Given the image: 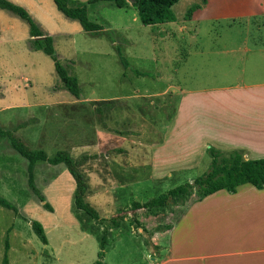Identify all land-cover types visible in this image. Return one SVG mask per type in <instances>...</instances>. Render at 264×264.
Masks as SVG:
<instances>
[{"label": "rangeland", "instance_id": "obj_1", "mask_svg": "<svg viewBox=\"0 0 264 264\" xmlns=\"http://www.w3.org/2000/svg\"><path fill=\"white\" fill-rule=\"evenodd\" d=\"M9 1L23 7L39 28L50 32L48 35L53 38L54 48L62 66L78 80L80 96L75 98L62 88L53 61L42 50L33 48L29 25L20 17L15 27V40L6 44L0 42L1 126L10 128L18 122L23 123L24 126L18 129L16 134L31 146L28 141H32L28 138L29 133L33 135L40 128L36 123L32 126L36 130L28 128L26 122L31 117L44 116L46 124H49L46 131L61 136L70 124L63 128L56 126L58 122L52 119L56 118L55 111L61 113L62 119L80 120L85 127L84 132H90V127L95 128L94 124L101 127L106 124L107 134H98L99 140L94 136L85 138L83 132L78 134L81 140L83 138L81 146L72 145L69 149L51 141L38 142L40 147L36 148L43 149L48 155H53L57 150H67L74 158L81 155L78 154L80 151H88L90 156L95 155L90 162L82 163L78 170L87 176L86 181L91 193L101 188L113 199V213L102 206L99 211L91 203L102 217L123 214L124 218L127 217L130 221L132 217H136L145 226L148 221L151 223L150 228L166 225L164 223L167 219L162 215H167L168 209L151 216V213L155 212L147 209L133 211L131 202L145 201L178 184L192 181L208 168L210 162V156L206 152L208 147L205 154L200 155L198 143L192 148V161L187 164L179 146L185 139L182 137L185 132L179 130L178 116L175 121H171L168 129L166 127L177 105V92L181 85L178 84L181 80L179 73L184 69L180 65L184 44L179 40V36H176L177 27L161 24L144 26L132 5L125 9L104 1L93 5L87 13L90 21L104 25L102 30L95 32L93 36L85 32L77 20L68 18L55 8L56 5L53 6L55 14L43 2L40 8H34L29 4L31 0H20L28 7L26 8L17 2ZM206 1L179 0L173 8L175 15L179 17L178 26L185 23L184 20L190 19ZM262 4L264 5V0ZM211 10L212 14H218L217 16H227L238 11L230 1L227 3L225 0H211L207 11ZM207 28L203 24L201 31L194 35L195 39L191 38L190 42L196 41L202 47L207 44L227 43V35L223 33L226 26L216 25L212 34H208ZM165 34L169 36L163 40ZM124 60L127 61V67L122 64ZM134 70L146 72L148 75H136ZM182 84L184 86V83ZM186 84L194 85L193 81ZM77 99L87 101L83 102V105L72 102ZM50 102L58 104L52 109V106L45 105ZM48 107L50 110H47ZM192 121L193 118L188 125ZM7 144L9 149L5 147ZM0 146L1 150L6 148L7 151H12L6 156L5 175L0 176V196L18 209L16 214L12 209L0 205V262L7 240L14 244L15 250L19 248V251H22V246H26L28 250L43 252L42 255L48 253L33 232L30 222L38 221L42 226L49 225L54 221L52 211L44 207L43 202L28 185L27 160L10 146L6 138L0 139ZM133 158L138 161L140 180L149 175L146 168L152 166L154 173L164 172L168 168L172 173L150 185L146 192L142 190V186L130 189L129 168ZM178 168L180 169L177 170ZM35 174L37 186H40L45 201L53 207L63 206L65 200L72 196L68 191L60 195L55 192L68 186V177L73 179L64 164L56 166L42 162L36 166ZM94 177L96 179H93ZM164 184L170 186L164 187ZM68 215L69 218L72 216L70 209L65 218ZM73 217L72 220L77 222L76 216ZM10 227L12 233L8 232ZM133 230L139 238L129 234L126 226L121 230L122 240L118 241V237L114 235L107 262L122 257L123 262H128L124 254L126 251H132L133 258H138L139 264H143L146 251L152 254L158 251L148 250L145 246L141 228ZM22 239L26 240V243H21L19 247ZM220 245L229 250L235 248L233 244ZM193 249L195 252L196 245L188 246L185 250L192 253ZM256 263L263 264V261L257 260ZM250 264L255 263L251 261Z\"/></svg>", "mask_w": 264, "mask_h": 264}, {"label": "crops", "instance_id": "obj_2", "mask_svg": "<svg viewBox=\"0 0 264 264\" xmlns=\"http://www.w3.org/2000/svg\"><path fill=\"white\" fill-rule=\"evenodd\" d=\"M12 1L25 6L20 0ZM225 1L227 3L230 1V4L237 7L238 11L227 16H217L218 14H212V10L207 11L211 2V0H207L200 10L196 11L190 19L184 20L185 23H181L180 26L177 24L179 20L177 16L175 22L161 24L176 26V36H179V40L184 44L181 49L183 53L180 63L184 69L179 73L181 80L178 84L181 83V85L178 87L177 105L172 117L167 121L166 127L168 129L171 126V121H175V118L179 117V130L182 133L185 132L182 134L185 139L179 146L187 164L192 161L191 151L198 143L200 155H204L205 149L210 146L222 151L236 150L244 160L264 157L263 0ZM42 2L49 6L52 13L56 14L53 0H31L29 4L34 8H40ZM99 2L104 1L89 4L87 13L93 5ZM213 4L216 6L215 3ZM125 9H129V7ZM19 19L18 14L0 8V42L6 44L15 40V27ZM219 21H223V23L220 24ZM203 24L208 27L206 29L208 34H212L216 25L218 27L226 26L223 33L227 35V43L207 44L202 47L196 41L190 42V39H195L193 36L198 35V32L201 31ZM43 31L46 34L50 33L46 29ZM87 33L95 36V32ZM168 36L169 34H165L163 40ZM164 50L162 49V51ZM189 81H193L194 85L187 86L186 83ZM86 101V99L72 100L78 105L80 103L83 105V102ZM57 104L55 102L45 103L46 106H52V109ZM47 110L50 108L48 107ZM54 115L56 118L52 119L61 124L57 123L56 126L63 128L70 124L64 130L65 133L62 136L51 134L46 131L49 124H46L44 116L41 118L31 117L26 122L28 128L33 130L32 126L36 124H39L40 128L33 135L31 132L29 133L28 138L32 141L29 139L28 141L32 147L28 146L32 149H40L36 148L40 147L38 142L51 141L69 149L72 145L81 146L80 142L83 138L81 140L78 134L85 130L82 122L78 119H71V121L62 119L61 113L57 111L54 112ZM192 118L193 121L188 125ZM103 125L101 127L94 124L95 128L91 129L90 127V132L83 133L85 138L86 136L97 138L98 134L105 136L107 126ZM23 126L24 124L19 122L11 125L10 128L2 125L3 128L12 130L16 136V131ZM97 139L99 140V138ZM8 146V144L5 145L7 148ZM4 149H0L1 177L5 175L4 171L7 167L6 156L12 152ZM87 152L80 151L78 153H81L76 158L79 159L78 167L82 163L93 160L92 158L81 159L83 154L90 155ZM149 158L147 159L148 165L150 164ZM42 162L46 161L37 160L34 162L32 176L35 187L44 197L39 189L40 186H37L35 174L36 166ZM137 162L135 158L131 160L130 183L128 184L130 189L142 186V190L146 192L150 185L172 173L169 168L164 172L154 173L152 166L146 168V173L149 175L140 180ZM60 164L64 163L59 162L52 165ZM85 178L87 179L86 175ZM67 184L66 188L57 189L56 195L68 191L72 193V196L65 200L63 206L55 205L53 207L50 205L52 210L49 211H52L54 221L49 225L43 224L47 237V243H43V246L45 252L48 253L42 255L43 252L28 250L26 246H22V251H19V248L15 250L14 244L12 245L11 241L7 240L5 241V244H8L7 249L4 244V254L7 257L5 264H92L97 259L102 226L84 211L75 207L74 179L68 177ZM99 186L101 185L99 184ZM167 186L170 185L164 184V187ZM84 199L92 203L99 211L102 210V206L106 210H111L110 213L114 212L113 199L101 188L91 193L87 183ZM59 208L60 210H58ZM69 209L72 216L69 218L68 215L65 218ZM162 210L166 209L150 210V212H155L151 213V216ZM167 212V215L163 214L162 216L167 219L164 224L170 226L168 229L153 231L158 225L150 228L151 223L148 221H146V226L142 223L148 230L153 231L151 240L158 247V251L153 254L149 251L145 252L143 264H250L251 261L258 264L257 260H262L264 264V187L257 188L250 183H244L237 186L233 192L222 188L202 197L192 194L184 204L174 206ZM73 215L76 216L77 222L72 220ZM105 216V218H109L111 214ZM123 226L127 227L129 234L139 238L136 231L133 230L134 227H131L130 219L124 218L118 227L110 229L104 248L103 260L105 264H139L138 258L136 260L133 258L132 251H126L124 254L127 256L125 259L129 260L128 262H123V257L114 259L113 262H107L114 235L118 237V241L122 240ZM11 230L12 227L8 232L12 233ZM24 242L26 243V240L22 239L19 247ZM220 243L233 244L235 248L229 250L227 247H222ZM191 245H196V251L194 252L193 249L192 253H187L185 249ZM2 260L0 264H2Z\"/></svg>", "mask_w": 264, "mask_h": 264}, {"label": "trees", "instance_id": "obj_3", "mask_svg": "<svg viewBox=\"0 0 264 264\" xmlns=\"http://www.w3.org/2000/svg\"><path fill=\"white\" fill-rule=\"evenodd\" d=\"M98 1H108L118 8H126L128 5H132L137 11L140 23L144 26L166 24L177 20L173 6L179 0H132L131 3L127 0H53L59 11L68 18L77 20L83 30L87 32H97L103 28L102 25L90 21L87 17L88 5ZM0 8L14 12L27 21L33 48L35 50H42L51 58L55 72L62 82V88L67 90L75 98H78L80 96L78 80L75 76L70 75L62 66L54 48L52 36L44 33L23 7L9 0H0ZM188 10L190 11L191 8ZM188 15L189 12L186 16ZM122 64L124 67H127V61L124 60ZM134 73L141 76L148 75V73L139 70H134ZM2 138H6L10 146L27 159L28 185L48 210H52V207L45 201V198L40 195L33 183V164L37 160H43L50 164L59 162L65 164L68 172L75 181L73 193L75 207L84 211L97 224L102 226L100 249L97 253V259L92 264H105L103 260L104 248L108 241L110 229L118 227L124 219V215L117 214L109 218L102 217L98 210L84 199L87 190V181L85 176L78 170L79 159L72 157L67 150H58L53 156H49L43 149H32L17 137L12 130L5 129L0 125V139ZM206 152L210 156V162L208 168L202 174L196 176L192 181L178 184L145 201H132L131 209L133 211L137 209L171 210L174 206L184 204L192 194L202 197L203 195L213 193L222 188L233 192L237 186L244 183H250L257 188L264 187V157L244 160L236 150L222 151L210 146L206 149ZM94 157L95 155L90 156L83 154L81 159ZM0 205L12 209L18 214V209L1 196ZM130 224L135 229L141 228L144 233L145 246L148 247V250L152 249L154 251L157 250L158 247L150 239L153 231H162L170 227L169 225L158 226L153 231H150L142 225L136 217H132ZM31 227L39 240L46 244L47 237L42 224L38 221H31ZM7 247L8 244L6 243L5 248L7 249ZM6 261L7 257L6 254H4L2 264H5Z\"/></svg>", "mask_w": 264, "mask_h": 264}, {"label": "water", "instance_id": "obj_4", "mask_svg": "<svg viewBox=\"0 0 264 264\" xmlns=\"http://www.w3.org/2000/svg\"><path fill=\"white\" fill-rule=\"evenodd\" d=\"M129 3H131L132 2V0H127ZM30 224H31V222H30Z\"/></svg>", "mask_w": 264, "mask_h": 264}]
</instances>
